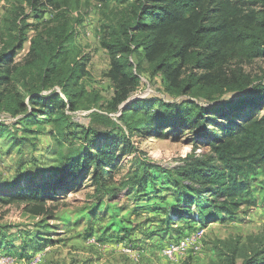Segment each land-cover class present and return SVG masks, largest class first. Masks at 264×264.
<instances>
[{
    "label": "rangeland",
    "instance_id": "1",
    "mask_svg": "<svg viewBox=\"0 0 264 264\" xmlns=\"http://www.w3.org/2000/svg\"><path fill=\"white\" fill-rule=\"evenodd\" d=\"M131 1L45 0L37 12L29 0H0V50L20 31L29 37L13 63L26 57L31 38L40 34L44 40L53 39L58 28L65 26L73 36L59 65L67 69L75 59L83 58L87 64L76 84L81 97L75 109H66L71 122L68 126L38 116L27 126L31 130L25 131V126L17 124L22 115L0 112V194L9 198L20 189L55 186L60 193L66 189L56 199L45 196L46 204L30 199L19 203L0 201V264H229L231 259L242 264L256 255L264 258L262 197L258 196L255 205H241L233 214L222 212L219 218L210 214L214 219L204 222L197 202L177 200L176 186L169 183L165 173L158 180L157 192L153 189L149 195L140 196L131 190L135 155L182 172L186 162L209 152V144L194 141L189 130L179 133L163 129L145 137L134 133L135 152L124 156L110 174L108 185L113 191H99L92 168L87 179L72 188L75 176L65 166L85 150L86 129L129 134V126L121 119L123 104L113 103L115 84L108 75L110 58L100 41ZM131 63L141 75L134 97L170 104L193 99L213 107L242 97L232 93L208 102L194 94L178 95L167 90L164 74L143 54L133 55ZM188 67H184L182 77ZM218 67L222 75L242 71L264 77V54L236 57ZM7 87L11 88L0 90L17 94L25 91L23 87ZM257 112L264 113V105ZM187 205L191 208L190 220L176 214Z\"/></svg>",
    "mask_w": 264,
    "mask_h": 264
},
{
    "label": "trees",
    "instance_id": "2",
    "mask_svg": "<svg viewBox=\"0 0 264 264\" xmlns=\"http://www.w3.org/2000/svg\"><path fill=\"white\" fill-rule=\"evenodd\" d=\"M42 1L29 0V4L38 12ZM19 34L5 41L0 50V88L7 90L13 85L25 91L17 94L0 90V112L22 115L17 124L25 126V131L31 130L27 126L38 116L68 126L71 122L66 109H75L81 97L76 90L77 80L87 67L84 58L75 59L67 69L59 65L73 34L65 26L58 28L53 39L44 40L38 34L30 39L26 57L13 63L29 40L26 33ZM100 43L110 58L108 75L115 84L113 103L123 104L121 119L129 126V134L86 129L85 150L65 166L75 176L72 188L87 179L93 169L92 179L99 191H113L108 185L110 174L124 156L135 152L133 134L145 137L173 129L179 133L189 130L194 141L209 144V152L186 162L187 169L182 172L135 155L131 190L140 196L149 195L165 173L169 183L176 186L177 200L197 202L204 222L214 219L210 214L219 218L222 212L235 213L241 205H255L258 196L264 199V113H256L264 105V77L242 71L222 75L218 67L236 57L264 54V0H132ZM135 54H143L155 63L164 74L169 92L194 94L208 102L232 93L242 97L220 107L193 99L170 104L134 97L132 93L141 80L131 63ZM187 65L188 73L182 77ZM158 104L160 107L154 109ZM100 140L102 144L96 145ZM20 190L9 198L0 194V201L19 203L30 199L46 204L45 196L56 199L66 189L61 193L55 186ZM178 210L179 218H192L190 205ZM229 264H235L234 259ZM242 264H264V258L256 255Z\"/></svg>",
    "mask_w": 264,
    "mask_h": 264
},
{
    "label": "built area",
    "instance_id": "3",
    "mask_svg": "<svg viewBox=\"0 0 264 264\" xmlns=\"http://www.w3.org/2000/svg\"><path fill=\"white\" fill-rule=\"evenodd\" d=\"M172 253V251H170V254Z\"/></svg>",
    "mask_w": 264,
    "mask_h": 264
}]
</instances>
